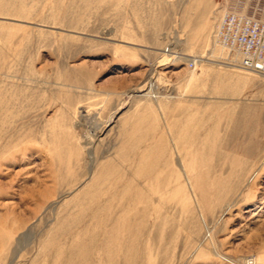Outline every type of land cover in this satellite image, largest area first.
Segmentation results:
<instances>
[{"label":"rangeland","instance_id":"rangeland-1","mask_svg":"<svg viewBox=\"0 0 264 264\" xmlns=\"http://www.w3.org/2000/svg\"><path fill=\"white\" fill-rule=\"evenodd\" d=\"M219 2L0 0V264H264V77Z\"/></svg>","mask_w":264,"mask_h":264},{"label":"built area","instance_id":"built-area-1","mask_svg":"<svg viewBox=\"0 0 264 264\" xmlns=\"http://www.w3.org/2000/svg\"><path fill=\"white\" fill-rule=\"evenodd\" d=\"M227 2L229 0H220L217 4ZM234 13L229 9L220 22L219 41L239 52L245 68L264 75V24Z\"/></svg>","mask_w":264,"mask_h":264},{"label":"bare ground","instance_id":"bare-ground-1","mask_svg":"<svg viewBox=\"0 0 264 264\" xmlns=\"http://www.w3.org/2000/svg\"><path fill=\"white\" fill-rule=\"evenodd\" d=\"M230 1H231V0H229V2H227V4L225 3L224 5H219V4H218V6L216 7V10H215L214 14H215V16H217V21H216V23L214 24V26H213V28H212V32H211L212 40H213V41H214L219 47H221V48L223 49V51L226 52V54H228V55H227V56H228L227 60H230L232 63L237 64L241 70H243V71H245V72H249V73L256 74V75H259V76H263V77H264L263 74H260V73H258V72L252 71V70H250V69H248V68H245L244 65H243V63H242V59H241V57L239 56V52L236 51V50H232L230 47L225 46L224 44H222V43L219 41V38H218V31H219V28H220V22H221L222 19L224 18L225 13L228 12L229 9L232 10L231 8L228 9V7H229V5H230ZM232 11H233V10H232ZM234 12H235V11H233V13H234ZM235 13H236V12H235ZM235 13H234V14H235ZM237 13H238V12H237ZM238 14H239L240 16H242V17H244V16H245V17H248V16L245 15V14H241V13H238ZM249 17H250V16H249ZM250 18H253L254 20H257V19H255L254 17H250ZM258 22L264 24L263 21L258 20ZM170 45H171V44H170ZM169 52H170L169 48H166V49L164 50V53H165V54H168ZM173 56H174V55H173ZM176 56H177V55H176ZM171 57H172V56H171ZM172 59H173V58H172ZM191 62H192V63H197L198 61H196V60H195V61L192 60ZM222 65H223V64H222ZM187 66H188L189 69H192V67H193V65L190 64V63H188ZM229 68H230V67H229ZM144 87H145V88H144ZM145 90H147L148 95L152 94L153 91L156 90V85H155V83H154V82H148V83H147V86H144V85H143V87H140V88L137 89L136 91H139V92H140V91H145ZM247 264H248V263H247Z\"/></svg>","mask_w":264,"mask_h":264}]
</instances>
